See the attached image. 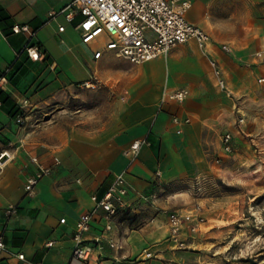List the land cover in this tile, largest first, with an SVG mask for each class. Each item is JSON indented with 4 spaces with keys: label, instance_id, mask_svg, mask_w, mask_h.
Masks as SVG:
<instances>
[{
    "label": "crops",
    "instance_id": "obj_1",
    "mask_svg": "<svg viewBox=\"0 0 264 264\" xmlns=\"http://www.w3.org/2000/svg\"><path fill=\"white\" fill-rule=\"evenodd\" d=\"M71 1L0 0V79L6 78L0 81V155L5 151L10 154L9 158L4 155L0 159V237L9 247L0 255V264L40 261L104 264L101 260L87 263L73 257L74 227L78 217L93 207L92 195L102 197L116 174L127 172L134 190L129 199H136V191L157 192V170L161 172L159 182L165 184L211 171L215 164L205 145L213 135L221 143V134L232 131L230 127L238 119V113L234 114L235 103L217 86L209 56L217 59L225 70L231 91L232 84L241 91L252 78L264 90V84L257 82L258 77L264 76V70L252 76L249 68L238 65V52L248 49L250 40L213 37L203 24L224 27L230 23L218 15L217 0H196L192 7L201 5V18L199 21L188 19L211 35L213 44L208 49L209 56L194 41H189L175 47L167 57L145 62L140 67L142 73L128 88L123 85L127 88L126 98L118 101L112 120L100 128L84 130L73 125L66 130L55 125L57 130L53 135L43 131L32 133L17 123L20 109H37L47 97L72 90L74 83H89L92 87L89 80L94 68L107 65L116 57L109 51L99 59L94 58V51L99 47L94 43L84 44L76 29L81 15L71 21L65 15L50 19L52 12ZM241 1L245 5L240 15L247 16L251 0ZM16 24H28L37 31L33 42L41 45L45 53L42 59L34 61L26 53L16 58V53L28 43L26 33L13 32ZM60 25L64 26L63 31H59ZM257 28L264 34V23ZM221 43L232 44L234 54L221 51ZM263 48L264 36L258 40L257 49L249 50V56L259 66H264V62L255 55ZM179 88L190 91L185 101L161 105L165 92ZM238 111L243 115L240 108ZM174 116L189 122L175 124ZM178 129L182 131L178 133ZM138 140L149 144H144L130 163L128 150ZM236 147L235 137V150ZM31 156H37L41 164L51 167V172L41 179L33 193H27L25 182L37 171ZM56 158L59 164L55 163ZM167 204L165 201L159 207L170 209ZM13 207H16L15 213L10 211ZM101 214L94 218L87 239H93L95 229L101 228L98 224L103 223ZM159 216L164 218L168 229L164 214ZM62 218H66L65 223H60ZM151 220L154 222L157 218ZM50 241L53 245L48 247ZM17 253H24L25 259H19Z\"/></svg>",
    "mask_w": 264,
    "mask_h": 264
},
{
    "label": "rangeland",
    "instance_id": "obj_2",
    "mask_svg": "<svg viewBox=\"0 0 264 264\" xmlns=\"http://www.w3.org/2000/svg\"><path fill=\"white\" fill-rule=\"evenodd\" d=\"M244 5L241 0H217L218 15L230 24L203 26L217 39L250 40L249 48L239 51L237 59L238 65L249 68L254 76L264 70V66L257 65L260 63L249 56V50L257 49L258 40L264 36L257 28L264 23V0H251L249 14L241 16ZM201 15L199 4L187 14L192 21H199ZM93 45L100 47L101 44L94 42ZM144 64L119 57L111 59L107 65L99 64L89 80L92 87L74 83L72 90L47 97L44 105L37 109H20L18 114L25 119V124L20 126L32 133L43 131L48 135L57 130L55 125L66 130L73 125L84 130L100 128L107 120H112L118 101L126 98L127 85L142 73L140 67ZM228 75L231 77L230 72ZM227 96L235 103L234 114L237 115L240 108L245 118L243 123L237 119L230 127L236 137V150L225 154L217 135H213L205 145L215 164L211 171L166 184L159 182L160 176H157L156 207L165 201L168 208L183 212L201 206V215L206 221L195 235V243L189 247L176 246L156 207L143 208L138 214L117 215L112 220L111 230L105 229L102 213L103 223H98L101 228L95 229L97 232L93 235L105 244L100 262L264 264V90L252 78L241 91L232 84V94ZM151 218L157 220L152 222ZM155 233L158 235L153 237ZM147 253L151 256L147 257Z\"/></svg>",
    "mask_w": 264,
    "mask_h": 264
},
{
    "label": "built area",
    "instance_id": "obj_3",
    "mask_svg": "<svg viewBox=\"0 0 264 264\" xmlns=\"http://www.w3.org/2000/svg\"><path fill=\"white\" fill-rule=\"evenodd\" d=\"M196 0H72L68 5L50 15L54 20L59 15H65L71 21L76 15H81L82 19L76 26L79 30L81 41L84 44L99 42L101 45L94 51V58L99 59L105 52H113L116 57L123 58L131 63H145L167 57L169 53L178 45L194 41L197 46L208 54L209 47L213 44L211 35L202 27L191 22L188 11L192 8ZM14 33H26L28 43L16 53V58L26 53L34 61L40 60L45 53L39 43L33 42L36 37V30L28 24H16L12 27ZM64 26H59V31H63ZM220 50L231 55L235 48L230 43L219 44ZM256 59L264 62V48L256 53ZM209 63L214 72L217 86L228 95L230 90L225 70L217 59L209 56ZM2 77L0 81H5ZM259 84H264V76L257 79ZM89 83H85L88 86ZM190 95L186 88L174 89L165 92L161 98V105L166 103H181ZM238 122L243 123L245 118L240 111ZM189 119L173 117V123L182 125L188 123ZM17 123L25 124V119L17 118ZM182 130L178 129V133ZM144 144H149L146 140L135 141L128 150L130 163L133 162ZM221 147L225 154L235 151V136L232 131H225L221 135ZM7 154L5 151L0 155V159ZM31 161L36 165L37 171L29 176L25 182L27 193H33L41 179L51 172V167L40 163L37 156H31ZM59 159L55 163L59 164ZM126 171L115 175L113 182L102 197L92 195L93 207L82 213L75 222L74 227V247L73 257L90 263L98 261L105 248L104 241L100 237L87 239L86 235L91 230L92 222L99 212L103 213L106 220L105 229L111 230L112 220L121 213L141 212L146 207H156L157 193H143L136 191L137 198L129 199L133 190L131 183L126 177ZM157 176L161 175L157 171ZM134 191V190H133ZM136 201L139 203L136 205ZM164 214L167 220L169 238L179 247H189L195 243V235L201 231L205 224V218L201 215V206L186 212L181 210L156 207ZM16 212V207L10 209ZM66 218L60 219V223H65ZM53 243H47L51 247ZM9 247L2 237H0V255L7 252ZM151 253H147L150 257ZM21 260L25 259L24 253H17ZM33 264H44L36 262Z\"/></svg>",
    "mask_w": 264,
    "mask_h": 264
},
{
    "label": "bare ground",
    "instance_id": "obj_4",
    "mask_svg": "<svg viewBox=\"0 0 264 264\" xmlns=\"http://www.w3.org/2000/svg\"><path fill=\"white\" fill-rule=\"evenodd\" d=\"M88 87H90V85L88 84ZM5 155H7L6 153H5Z\"/></svg>",
    "mask_w": 264,
    "mask_h": 264
}]
</instances>
